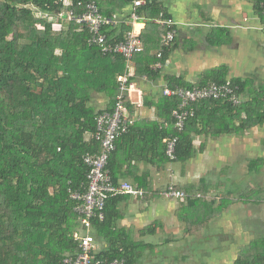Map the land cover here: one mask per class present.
<instances>
[{"label":"trees","instance_id":"1","mask_svg":"<svg viewBox=\"0 0 264 264\" xmlns=\"http://www.w3.org/2000/svg\"><path fill=\"white\" fill-rule=\"evenodd\" d=\"M89 1H96L100 12L110 19L133 2L69 0L67 4L66 0H0V264H64L66 256H76L79 252L72 234L79 229L80 221L68 189L87 183L88 168L83 156L101 152L95 132L96 116L102 111L91 105L93 96L105 94L112 102L111 110L118 91L117 77L126 71L122 55L103 54L98 47L87 43L89 32L84 26L63 18L70 10L75 15L82 13ZM263 2L256 0L264 20L259 5ZM141 8L140 15L150 10L151 21L161 12L168 18L153 3ZM42 13L49 15L45 17ZM127 16L124 20L129 19ZM124 30L130 28L124 25ZM103 32L108 41L123 39L113 37L105 27ZM168 48H163L161 57L155 56L141 70V75L148 79L157 77L159 69H151V65L163 63ZM228 79L227 68L218 67L196 82L171 77L168 86L192 88ZM230 80L239 86L241 103L233 105L225 100L192 103L195 114L188 118L182 131L175 128L172 117L179 99L166 95L158 98L153 105L158 108L159 120L136 122L122 136L124 140L133 132V137L136 136L133 150H126L122 156L119 139L116 140L117 149L109 155L107 165L113 183L119 185V180L130 177L136 188L149 190L140 178L129 176L138 145L141 147L138 152L159 158V167L164 170L169 162L165 154L168 137H178L174 162H185L195 152L194 142L200 135L217 139L263 125L264 81L252 91L254 81L250 77ZM128 100L125 103L133 113L134 107ZM262 162L252 163V169L259 170ZM179 189L188 193L189 208L201 204L191 187ZM149 192L143 197L137 195L141 204L159 197L157 192L154 195ZM130 196L110 195L105 202L104 217L92 219L97 245L94 259L109 263L125 258V264H141L143 252L150 249L148 244L134 242L118 226L122 217L119 206ZM263 197L260 202L253 199V203L264 204ZM231 203V198L210 200L214 212L211 215H220ZM195 234L201 236V228ZM244 248L231 264H264V238L256 252L250 243Z\"/></svg>","mask_w":264,"mask_h":264},{"label":"crops","instance_id":"2","mask_svg":"<svg viewBox=\"0 0 264 264\" xmlns=\"http://www.w3.org/2000/svg\"><path fill=\"white\" fill-rule=\"evenodd\" d=\"M148 3H153L157 9L164 10L168 18L175 23L177 30L157 77L148 79L141 75V70H145L149 66L148 63L156 59L157 53L164 50L162 38L165 30L155 21L157 18L153 21L148 19L150 10L141 13L144 20L131 22L128 18L124 20L128 17L130 5H127L122 13H114L113 23L104 26L108 32H112L113 37L121 36L124 39L125 25L136 31L141 39L143 49L135 54L129 70L130 82L134 89L127 98L134 107L133 113L127 104L126 106L129 116L134 119L133 124L159 120L158 108L153 104L164 95L163 88L168 86V79L171 77L196 82L208 72L225 67L229 79L232 77L253 79L252 91L257 89L262 80L264 81V20L256 0H145L141 7L144 8ZM153 66L152 64L151 69ZM127 71L126 68L125 72ZM111 104L110 98L102 93L94 94L91 102L97 111L109 110ZM145 130L146 127L143 131ZM136 132L140 134L137 129ZM122 136L118 138V143L123 156L126 150H133L132 144L136 136L133 137V132L124 140ZM194 144L195 152L190 159L185 162L169 161L164 170L159 167L161 165L159 158L138 152L141 148L139 145L136 148L137 153L134 157L137 158L132 162L133 168L129 176L135 175V178L141 179L144 186L150 187L147 191H144L143 187L140 188L144 192L143 195L152 191L153 195V192H157L162 198L160 193L172 184L177 189L191 187L201 203L191 209L186 199H168L169 204L163 205L158 203L159 197L145 204H141L137 196L131 195L126 198L119 206L122 209V217L118 226L128 232L134 242L151 246L149 252H146L147 250L143 252L141 264H209L210 259L207 257L209 251L194 252L191 249L187 251L186 248L189 250L187 241L196 239L197 243L205 245L206 242L209 243V238L214 233L213 236L220 238L221 246L224 247L228 245L226 239L232 234L229 226L234 221L242 231L239 233L240 240L238 244L236 243L237 246L229 245L233 247L230 248V259L226 261L230 262L227 264H231L242 248L239 246L249 244V241L256 237L254 231L256 229L251 228L252 231L246 232L240 225L242 215H249L250 222L264 224V204L253 203L259 191H262L260 194L264 196V189L258 190L256 184L258 177L264 175V124L254 126L240 135H223L217 139L200 135ZM232 160L238 161L236 162L238 183L232 181L235 182V192L239 191L237 194L231 190H229L231 193L224 192L223 190L227 189L222 183L219 185L209 178L210 169L217 173L223 166H229ZM257 160H263L262 166L259 170L252 169L251 164ZM197 165H201V171H193ZM119 181L135 186L130 177ZM232 197H235L237 203L232 202L229 209L222 211L220 215H211L214 212L209 204L210 200L221 198L233 200ZM233 215L234 218L231 217ZM213 219L219 224L220 233L209 231L207 235L203 234L204 227ZM188 221L191 222V226ZM80 227L77 230H80ZM198 227L201 228V236L195 234ZM222 229L224 230L221 231ZM184 243L186 246L180 248Z\"/></svg>","mask_w":264,"mask_h":264},{"label":"built area","instance_id":"3","mask_svg":"<svg viewBox=\"0 0 264 264\" xmlns=\"http://www.w3.org/2000/svg\"><path fill=\"white\" fill-rule=\"evenodd\" d=\"M69 3V0H66ZM145 4V0H133L129 8V19L131 22L144 20L139 14L138 9ZM264 12V2L261 3ZM48 17V13H42ZM69 20H75L78 24L84 26L89 37L87 43L91 46L98 47L103 54H120L126 60L127 72L118 76V91L115 97L114 106L111 110L100 112L96 116L95 139L101 143V152L99 154L86 153L83 156L84 163L87 165L86 184L80 187L68 189L70 197L75 201L74 211L80 221V230L73 232L72 237L78 243L79 252L76 256H67L64 258V264H125V258H116L105 263L103 260L94 259L96 253L95 237L92 232V219L104 217V207L107 198L110 195L128 194L143 195L140 188H136L128 182H121L115 185L112 181L110 170L108 169L109 155L117 148L116 140L126 134L134 123V119L128 114L126 98H129L130 92L134 89L130 82L132 60L135 54L142 51V43L139 34L132 30L126 32L123 40L111 42L108 41L107 35L103 32V27L113 23V20L103 15L98 8L96 1L86 3L82 13L75 15L73 10L66 14ZM165 30L162 38V47L168 48L175 39V23L160 13L155 19ZM163 51L157 53L160 58ZM162 62L158 61L152 69L162 67ZM144 78H146L144 76ZM239 86L233 84L230 79L223 83L211 82L206 86H195L192 88L174 86H165L163 94L179 99L177 109L172 112L174 126L178 131L185 128L188 118L194 116L195 111L191 108L192 103L204 100H225L238 105L241 98L238 95ZM178 137H168L165 139V154L170 162H174L176 156V145ZM161 196L167 199H187L189 195L184 191L177 189L170 184L161 193Z\"/></svg>","mask_w":264,"mask_h":264},{"label":"rangeland","instance_id":"4","mask_svg":"<svg viewBox=\"0 0 264 264\" xmlns=\"http://www.w3.org/2000/svg\"><path fill=\"white\" fill-rule=\"evenodd\" d=\"M236 162H238V161L232 160V162L229 164V166H225V167L223 166L221 171L219 170L217 173L212 172L213 170L210 169L211 170V172L209 173L210 174L209 175L210 180L211 181H215L219 185H220V183H222L223 184L222 186H225L224 188L227 189V190H223L224 192L228 191L229 193H231L229 191V190H231L235 194L239 193V191L235 192V190H234L235 189L234 188V185H235L234 183L235 182H232V181H237L236 183H238V175L239 174L236 172V166H237ZM203 168H204V166H203ZM197 170H200V171L202 170L201 165H197V166H195V168H193V171H197ZM206 177H207V175H206ZM226 179H230V181H226ZM241 184L243 185L244 181H242ZM256 184H258V190H260V188L264 189V175H260L258 177V181H257ZM211 196L213 197V194ZM232 199H233L232 202L237 203L236 200H235V197H232ZM181 200H184V199H181ZM256 200L258 202H260L262 200L261 194H258L256 196ZM257 201H256V203H257ZM169 202H170V200H168L167 198H164V197L160 198L159 197L158 203H161L163 205H167V204H169ZM254 205H256V204H254ZM231 217L234 218V215L231 216ZM251 222H250V219H249V215H242V219L240 221V225L243 227V229H246V232L252 231L251 228L252 229H256V230H254L256 232V237L249 241L251 246L254 247V251L256 252L258 250V248H261V241L264 238V224L260 223V222L256 223L255 221H251ZM207 225L204 227L203 234L207 235L209 231L215 232V233H220L219 224H217L216 219H213L210 222V224L208 226ZM229 228L231 229L230 232L232 234H230L231 235L230 238L226 239L228 245H226L224 247L221 246L220 238H217V237L213 236L214 233H212L211 237L209 238V243L206 242L205 245L201 244V243H197L196 239H193V240L189 239L187 241V244L189 246V250L187 248H186V250L190 251V249H191L194 252H198V251H201V250L209 251V253L207 251H205V252L208 253L207 257H209V259H210V261L208 262L209 264H214V262L215 263H225V264L230 263L229 261H226V259L227 260L230 259V255H231L230 248L233 247V246H229V245L231 244V245L237 246L238 241L240 240L239 233L242 230H240V228H238V225L234 221L230 224ZM223 230L224 229H222L221 231H223ZM243 241H244V239H243ZM215 243L219 244V246H217V244L215 245ZM247 245L248 244H242L239 247H243L244 248ZM184 246H186L185 243L180 245V248L184 247ZM244 249H248V248H244ZM149 251L150 250H147L146 252H149ZM186 253L187 252H185V254ZM221 255H224V256H221Z\"/></svg>","mask_w":264,"mask_h":264},{"label":"water","instance_id":"5","mask_svg":"<svg viewBox=\"0 0 264 264\" xmlns=\"http://www.w3.org/2000/svg\"><path fill=\"white\" fill-rule=\"evenodd\" d=\"M57 13H59V12H57ZM62 16H63V18H66L67 17L65 14H63Z\"/></svg>","mask_w":264,"mask_h":264}]
</instances>
